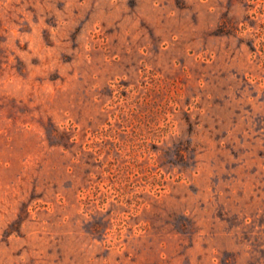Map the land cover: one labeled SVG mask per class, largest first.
I'll return each mask as SVG.
<instances>
[{
  "label": "rangeland",
  "instance_id": "obj_1",
  "mask_svg": "<svg viewBox=\"0 0 264 264\" xmlns=\"http://www.w3.org/2000/svg\"><path fill=\"white\" fill-rule=\"evenodd\" d=\"M0 264H264V0H0Z\"/></svg>",
  "mask_w": 264,
  "mask_h": 264
}]
</instances>
